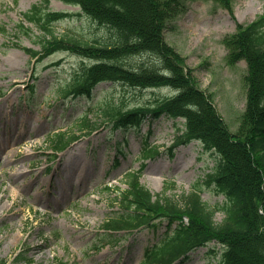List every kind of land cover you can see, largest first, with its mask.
Listing matches in <instances>:
<instances>
[{"label": "rangeland", "instance_id": "1", "mask_svg": "<svg viewBox=\"0 0 264 264\" xmlns=\"http://www.w3.org/2000/svg\"><path fill=\"white\" fill-rule=\"evenodd\" d=\"M44 0H0V261L5 264H139L144 250L165 232L142 228L133 236L111 234L118 243L103 247L109 236L102 230L106 219L119 212L114 198L125 189L123 175L138 170L143 141L161 152L146 161L140 182L153 194L177 198L195 184L201 198L213 209L221 195L202 183L218 161L213 151L199 142L169 146L181 134L184 121L161 117L140 128L111 130L102 126L82 137L58 157L52 155L49 138L71 127L84 113L92 120L100 105L110 103L126 110L151 106L174 94L168 88L136 90L118 83H101L90 99L63 102L57 88L67 82L80 64L68 53H56L43 61L32 60L20 48L40 51L35 28L25 36L16 32L20 15ZM48 9L69 17L54 25L57 36L88 43H103L110 32L86 18L77 7L48 0ZM264 13V0H233V14L210 0H185L182 11L168 22L165 41L185 58L198 87L212 103L231 132H235L246 102V64L228 61L224 37L238 23L246 24ZM18 45L19 48L16 46ZM151 56L133 57L134 67L149 63ZM31 87L32 99L27 101ZM118 162V165L116 164ZM222 212L215 214L220 222ZM107 235H109L107 233ZM26 260L17 259L18 255ZM222 249L210 243L189 254L184 264H220Z\"/></svg>", "mask_w": 264, "mask_h": 264}, {"label": "trees", "instance_id": "2", "mask_svg": "<svg viewBox=\"0 0 264 264\" xmlns=\"http://www.w3.org/2000/svg\"><path fill=\"white\" fill-rule=\"evenodd\" d=\"M81 11L94 23L107 28L110 38L90 44L70 37H56L53 24L66 17L63 13L33 6L22 14L41 33V51L23 49L41 61L57 52H68L81 63L59 90L62 98H89L101 82L120 83L135 89L170 87L173 97L158 99L147 107L124 110L106 103L98 107L100 122L83 117L73 130L54 135L52 150L60 152L76 141L80 134L89 135L100 125L113 129L138 127L145 119H184V132L174 145L200 141L214 150L220 159L206 184L224 196V205L209 209L195 187L177 200L165 195L153 196L139 183L140 172L125 174L127 189L119 194L122 213L107 220L106 230L133 231L155 220L176 228L146 250L141 264L181 263L187 254L215 241L223 247L221 264H264V14L253 22L238 25L236 33L224 39L229 60H244L247 94L245 110L235 134L218 116L210 97L196 86L184 59L164 41L163 33L170 18L180 9L181 0H60ZM231 10V0H213ZM23 22V21H22ZM0 28V32L4 33ZM17 31L27 35L23 23ZM150 55L155 62L128 65V59ZM78 133V134H77ZM158 155L155 147L146 148L143 158ZM216 210L224 213L214 221ZM187 218L188 224H183ZM111 244V242H107Z\"/></svg>", "mask_w": 264, "mask_h": 264}]
</instances>
